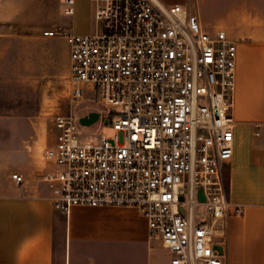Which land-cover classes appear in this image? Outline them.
I'll return each mask as SVG.
<instances>
[{
  "label": "built area",
  "instance_id": "1",
  "mask_svg": "<svg viewBox=\"0 0 264 264\" xmlns=\"http://www.w3.org/2000/svg\"><path fill=\"white\" fill-rule=\"evenodd\" d=\"M62 4L73 17L75 0ZM94 17L96 33L55 27L43 35L68 44L72 102L90 91L107 107L98 120L116 134L87 132L93 124L82 116H54L43 151L51 202L67 214L135 208L169 264H227L219 247L229 230L224 166L234 151L237 45L198 11L163 0H103ZM11 178L24 182L18 172Z\"/></svg>",
  "mask_w": 264,
  "mask_h": 264
},
{
  "label": "crops",
  "instance_id": "2",
  "mask_svg": "<svg viewBox=\"0 0 264 264\" xmlns=\"http://www.w3.org/2000/svg\"><path fill=\"white\" fill-rule=\"evenodd\" d=\"M102 1L75 0L74 15L86 12L92 18ZM163 1L190 11L211 1L212 13L221 6L223 16L212 32L224 30L237 45L234 151L224 166L229 230L219 251L227 264H264V0ZM64 17L62 0H0V45L14 55L17 44L31 41V30L53 29ZM2 75L15 76V71ZM32 123L31 115L0 104V264H169L167 252V263L160 262L158 251L166 250L150 238L147 221L135 208L75 206L67 214L54 207L43 180L48 167L43 151L52 140L30 136ZM14 172L23 176V184L12 180Z\"/></svg>",
  "mask_w": 264,
  "mask_h": 264
},
{
  "label": "rangeland",
  "instance_id": "3",
  "mask_svg": "<svg viewBox=\"0 0 264 264\" xmlns=\"http://www.w3.org/2000/svg\"><path fill=\"white\" fill-rule=\"evenodd\" d=\"M210 4L199 5L197 11L204 16V21H207L209 26L207 28L213 31L221 21L223 12L222 7L218 5L216 11L212 13L209 11ZM97 26L94 17L91 18L89 13L79 11L73 17H64L63 24L57 25V27L72 28L77 32L88 34L96 33ZM31 32V41L27 44H17L14 55L7 53L8 45L3 43L0 45V104L13 107L17 114L31 115L33 123L30 136H46L49 142L52 140L46 146L48 147L54 139L53 118L55 115L74 114L81 117L97 111L106 116L107 107L92 96L90 91H87L89 99L73 103L69 66L63 56V52L67 49L66 44L59 36L43 37V29L31 30ZM55 39L59 40L53 44ZM7 70L10 72L14 70L15 76H3L2 74L7 73ZM6 80H14V83L9 86L4 85ZM102 119L88 127L86 131L113 139L116 130ZM22 132H24L23 129ZM36 141V139L31 141L33 154L37 152ZM158 258L161 263H167L166 251L159 249Z\"/></svg>",
  "mask_w": 264,
  "mask_h": 264
},
{
  "label": "water",
  "instance_id": "4",
  "mask_svg": "<svg viewBox=\"0 0 264 264\" xmlns=\"http://www.w3.org/2000/svg\"><path fill=\"white\" fill-rule=\"evenodd\" d=\"M99 119V113L97 111L90 112L89 114L82 116L81 123L83 125H92ZM202 198V195H201Z\"/></svg>",
  "mask_w": 264,
  "mask_h": 264
}]
</instances>
